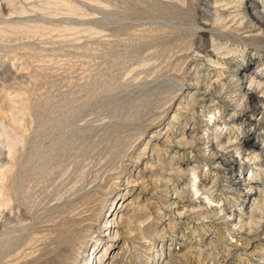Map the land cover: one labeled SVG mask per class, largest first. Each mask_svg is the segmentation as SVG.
<instances>
[{"label": "rangeland", "instance_id": "374dc122", "mask_svg": "<svg viewBox=\"0 0 264 264\" xmlns=\"http://www.w3.org/2000/svg\"><path fill=\"white\" fill-rule=\"evenodd\" d=\"M0 264H264V0H0Z\"/></svg>", "mask_w": 264, "mask_h": 264}, {"label": "bare ground", "instance_id": "6f19581e", "mask_svg": "<svg viewBox=\"0 0 264 264\" xmlns=\"http://www.w3.org/2000/svg\"><path fill=\"white\" fill-rule=\"evenodd\" d=\"M13 118H15V116H14ZM13 120H16V118H15V119H13ZM16 121H17V120H16Z\"/></svg>", "mask_w": 264, "mask_h": 264}]
</instances>
